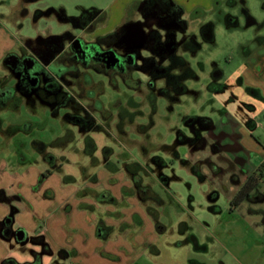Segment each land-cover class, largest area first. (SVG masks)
<instances>
[{"label":"rangeland","instance_id":"rangeland-1","mask_svg":"<svg viewBox=\"0 0 264 264\" xmlns=\"http://www.w3.org/2000/svg\"><path fill=\"white\" fill-rule=\"evenodd\" d=\"M111 1L0 0V24L8 30L0 35V78L4 84H12L3 67L5 45L10 43L9 52L17 53L24 39L76 34L78 29L71 18L79 19L90 9H104ZM234 1L236 4L243 1L241 5L245 8L238 15V25L228 29L230 26L220 20L214 46L207 45L200 55L189 58L191 66L198 59H205L206 66L211 62L217 64L224 77L232 81L243 71L244 64L252 60H248V54L256 51L264 38V0ZM222 6L223 13L237 14V7L229 8L224 3ZM193 12L197 15L202 11L193 9L186 17H191ZM246 14L255 24L246 26ZM191 27L196 30V23ZM193 69L199 73L197 66ZM93 78L101 79L95 75ZM133 78L142 82V89L146 88L143 75L137 72ZM187 86L192 94L173 101L170 112L163 98H158L159 107L154 113L153 103L134 98L137 108L133 123H124L121 132L111 124L110 130L81 133L64 117V110L53 115L38 104L34 107L23 103L17 110L9 106L0 110V187L9 198L8 204H0V213L8 215L7 220L0 221V226L6 225L3 236L10 235L13 225V229L22 227L30 238L25 244L0 239V264L5 259L34 264L33 253L40 250L34 237L44 230V222L48 226L44 230L45 238L54 253L42 251L46 249L43 247L38 253L41 264H264V246L259 243L261 239L256 240L252 224L253 220L264 217L263 203L246 201L230 211V182L224 177L220 180L208 175L205 167L204 180L191 171L192 165L205 156L218 162L200 148L196 135L201 130L198 118H209L218 124L220 111L226 107L240 121L251 116L256 128L250 131L244 127V134L258 138L264 150V105L243 94L242 88L232 91L238 97L233 102L230 89L211 95L205 85L194 80ZM129 97L132 90L122 82L117 89L106 82L100 102L106 109L117 99L128 106ZM244 102L257 107L254 114L240 107ZM108 111L117 115L113 108ZM186 118L194 120L185 125ZM87 139L95 147L90 155L86 154ZM33 142L43 143L44 153L37 151ZM260 154L253 156L252 165L264 162ZM44 155L51 156L53 161ZM128 163L141 167L138 174L139 189H145L142 193L134 188ZM159 166L169 178L167 185L158 180ZM47 170L52 175L38 184L39 175ZM64 177H69V182H63ZM18 192L30 201L33 213L25 200L17 198ZM212 192L217 195L211 202L208 197ZM151 211L158 214L154 220ZM41 214L45 215L44 221ZM132 215L138 220L133 221ZM100 221L110 228L106 239L96 235ZM154 221L166 231L156 233ZM189 235L197 237L207 251L195 252L186 245ZM151 243H155L158 255L152 256L146 250ZM60 250L66 252L62 258L58 255ZM69 254L78 257L66 258Z\"/></svg>","mask_w":264,"mask_h":264},{"label":"flooded vegetation","instance_id":"flooded-vegetation-1","mask_svg":"<svg viewBox=\"0 0 264 264\" xmlns=\"http://www.w3.org/2000/svg\"><path fill=\"white\" fill-rule=\"evenodd\" d=\"M222 3L229 8L237 7V14L223 13ZM241 4L243 1L236 4L234 0H217L210 11H202L197 15L193 12L191 17H186L189 13H185L172 0H133L119 24L104 33L98 31L105 28L107 12L103 9H90L79 19L71 18L75 29H78L76 34L24 39L17 53H6L3 67L12 84H4V79L0 78V104L4 103L6 108L9 106L15 110L23 103L34 107L38 104L49 109L53 115L64 110V117L70 114V123L78 128L91 124L100 130H110L109 126L113 124L120 132L124 123H133L132 116L137 108L134 98L153 103V113L158 110V98H163L165 108L170 112L173 110V101L192 94L187 84L193 80L205 85L211 95L230 89V101L233 102L238 97L232 91L242 88L243 94L264 105L262 88L244 84V76L239 74L236 80H227L224 72L213 62L209 66H206L205 59H198L193 66L189 63V58L200 55L204 47L214 46L215 29L220 20L230 26L228 29L238 25V15L245 12ZM245 17L248 24L253 22L247 14ZM194 23L196 30L191 27ZM248 55V60H252L244 64L240 73L249 72L251 77L264 84V38L260 40L256 51ZM194 66H197L201 74L194 71ZM137 72L146 78L145 89L141 88L140 80L133 78V74ZM94 75L101 79L94 80ZM106 82L115 89L122 82L132 90L128 106L122 99H117L110 103L111 107L105 108L100 102V95L105 92ZM240 107L249 114H254L257 108L254 104L245 102ZM110 108L115 109L117 115L109 113ZM220 112L221 122L218 124L209 118H198V128L201 130L196 134L201 150L208 149L207 153H212L211 156L218 162L205 156L192 163L191 171L204 180L207 175L202 169L205 167L208 175L212 174L220 180L222 177L227 178L235 188L233 197L238 192H247L243 202L262 203L264 166L261 165L264 162L251 170V159L256 151L245 148L241 143V133L235 132L241 127L252 131L256 128V123L251 116L241 121L235 116H228L227 107ZM192 120L194 119H184L185 125H189ZM227 125L231 128L230 132L222 128ZM256 142L262 149V142L259 139ZM127 165L131 170L134 188L142 193L145 189H139L140 165ZM161 167L159 166L157 179L160 184L167 185L169 178L162 174ZM258 174L262 178L255 181L253 177ZM216 195L212 192L209 200L212 202ZM152 197L154 199L153 194ZM150 214L153 220L157 218L158 214L154 215L153 211ZM131 219L138 220L135 215ZM109 229L100 221L96 226V235L99 239H106ZM154 229L156 233L166 231L157 221H154ZM5 230L6 225H1L2 236ZM22 233L24 238L19 239L18 235ZM4 237L19 242L24 241L25 233L21 229L10 230V235ZM185 244L190 245L195 252L207 251V247L192 235L186 237ZM146 250L152 256L159 254L155 243L147 244Z\"/></svg>","mask_w":264,"mask_h":264},{"label":"crops","instance_id":"crops-1","mask_svg":"<svg viewBox=\"0 0 264 264\" xmlns=\"http://www.w3.org/2000/svg\"><path fill=\"white\" fill-rule=\"evenodd\" d=\"M24 2L28 3L30 1L28 0H23ZM133 0H112L110 2V4H108L103 10L107 12V23L105 25V28L103 30H101V32H105L107 30H110L113 28L114 25H116L117 23H119V21L123 18V15H124V12L127 8V6L132 2ZM174 3H176L177 5L181 6L185 13H189L191 10L193 9H200L201 11H210L214 5V2L217 1V0H172ZM1 7V6H0ZM1 10V8H0ZM15 23H13V27H15ZM5 31H8L6 28H4L1 24H0V35L3 36V33ZM10 43H8L7 45H5V50H4V54L9 52L10 51V47L8 46ZM3 54V55H4ZM240 75L244 76V84H248L252 87H261L262 88V93L264 95V84L259 81V80H256L254 79L253 77H251V74H249V72H246V73H240ZM228 116L230 117H233L232 114L228 113L227 114ZM224 130L230 132L231 131V128L227 125V126H224L222 127ZM2 129V128H1ZM0 129V130H1ZM255 130V129H254ZM236 133H241L242 135V139H241V143L245 146V148L247 149H250V150H253V151H256V153H261L260 155L264 156V150H261V147L259 146V144L256 142L258 138H255L253 139L249 134H244V128L241 127L240 129H236L235 130ZM2 134V133H1ZM2 136L4 137V135L2 134ZM209 151L208 149H206V152ZM212 154V153H211ZM215 158V157H214ZM216 159V158H215ZM49 161H53V158H49ZM21 163L24 162V160L21 159L20 161ZM255 165H252V169H254ZM47 171H50V170H47ZM53 173V172H52ZM51 173V175H52ZM45 174V173H44ZM41 175V174H40ZM39 175V177H40ZM51 175L47 176L45 179L42 180V182H39V177H38V184H42L44 181L47 180L48 177H50ZM68 179H70L69 177H64L63 178V182H69ZM226 181H227V178L225 177ZM235 188L232 187L231 189V192H230V195L229 196V199L231 200V198L233 197L234 193H235ZM262 196H263V208H264V187L262 188ZM20 197V198H18ZM49 197V196H48ZM231 197V198H230ZM17 198L18 199H23L25 200V204L28 208L29 211H31L32 213L34 212L33 211V208L31 207V203L30 201H28L27 199H25V197L22 196L21 192H18L17 193ZM9 202V198L8 196L4 193V190L2 187H0V204H8ZM249 203H252V202H249ZM241 205V204H240ZM239 205V206H240ZM64 209V207H63ZM71 211V210H70ZM3 212V211H2ZM66 213V212H65ZM71 213V212H70ZM1 214V213H0ZM42 215V214H41ZM262 216H264V213L262 214ZM43 221L46 219L45 218V215H42L40 217ZM7 220L8 219V215H0V221L1 220ZM46 224V222H44ZM44 224V230H46L48 227L47 224L45 225ZM252 224H253V230H255V238L256 240L259 242V239H261V241L259 243H261L263 246H264V217L258 221H252ZM13 226V225H12ZM11 226V230L12 231H15L17 230L18 228L22 230V232H25V239L24 241L20 240L19 242L17 243H22V244H25L28 242V236L26 234V231L22 228V227H16L13 229V227ZM44 230L42 232H40V234H37L34 239L38 238V237H41V241L39 242L38 240L34 241L37 245H40L38 246L39 247V251H34V255L36 256L38 253H40V251L42 250L43 247H48L49 249V254H52L54 253V251H52V248L50 247V244L48 242V239L45 238V235H47ZM0 239L1 240H5L6 242H11L12 238H6L4 236H2L1 232H0ZM24 238V234L22 233V237L19 238V239H23ZM27 238V239H26ZM74 246V245H73ZM76 248V247H75ZM42 251H45L42 250ZM80 252V251H79ZM78 256H76L75 254L73 255H70L66 258H77ZM6 260V259H5ZM4 261V260H2ZM264 262V261H263ZM2 264V262H1Z\"/></svg>","mask_w":264,"mask_h":264},{"label":"trees","instance_id":"trees-1","mask_svg":"<svg viewBox=\"0 0 264 264\" xmlns=\"http://www.w3.org/2000/svg\"><path fill=\"white\" fill-rule=\"evenodd\" d=\"M5 106L6 105H4V103L3 104L1 103L0 104V109L6 108ZM71 118H72V116L70 114H67L66 119L68 120V122L71 121ZM1 126H2V121L0 119V129H1ZM79 130H80L81 133H87V132L92 131V130H100V128L97 127V126H91V124H88V125L80 126ZM33 143H34L33 145L35 146L37 151H39L40 153H44L45 146H44L43 143H40V142H33ZM94 149H95V147H94L93 142L90 139H87L86 140V154H88V155L92 154ZM107 152L108 151L106 150L105 151V156H106ZM44 158H47V160L49 161V158H52V157L49 156V155H44ZM263 166H264V164L261 165V167H263ZM51 173H52V171H46L45 174H41L40 177H39V182H42V180L45 179L47 176L51 175ZM253 178L255 179V181H258L260 178H262V175L258 174L257 176L255 175ZM251 181H252V179H251ZM246 193L238 192L230 200V202H229L230 211H233L234 209H236L241 204V202H243V200L245 198L244 196L246 195ZM36 240H38L40 242L41 241V237H38V238L34 239V241H36ZM45 251H47L49 253V249H48L47 246H46ZM65 254H66V252L63 251V250L58 251V255L61 258L64 257ZM40 259L41 258L37 254L34 264H41V260ZM2 264H20V263H17L15 261H13L12 259H6V260L2 261ZM22 264H25V263H22ZM26 264H28V263H26Z\"/></svg>","mask_w":264,"mask_h":264},{"label":"water","instance_id":"water-1","mask_svg":"<svg viewBox=\"0 0 264 264\" xmlns=\"http://www.w3.org/2000/svg\"><path fill=\"white\" fill-rule=\"evenodd\" d=\"M253 24H255V21H253L252 23H249V24H247L246 26H251V25H253ZM214 199H216V198H214ZM213 199V200H214ZM22 237V234H19L18 235V238H21Z\"/></svg>","mask_w":264,"mask_h":264}]
</instances>
